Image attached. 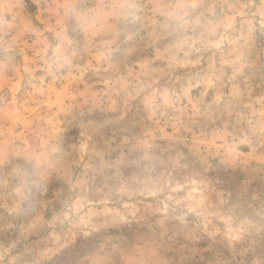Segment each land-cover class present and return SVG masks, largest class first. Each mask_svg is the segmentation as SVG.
I'll return each mask as SVG.
<instances>
[{"label":"rangeland","instance_id":"374dc122","mask_svg":"<svg viewBox=\"0 0 264 264\" xmlns=\"http://www.w3.org/2000/svg\"><path fill=\"white\" fill-rule=\"evenodd\" d=\"M0 264H264V0H0Z\"/></svg>","mask_w":264,"mask_h":264}]
</instances>
